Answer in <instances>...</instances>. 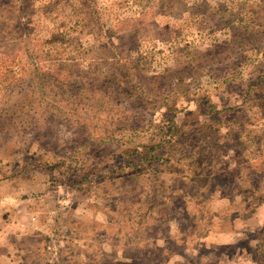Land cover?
Instances as JSON below:
<instances>
[{
	"label": "rangeland",
	"instance_id": "374dc122",
	"mask_svg": "<svg viewBox=\"0 0 264 264\" xmlns=\"http://www.w3.org/2000/svg\"><path fill=\"white\" fill-rule=\"evenodd\" d=\"M0 198L17 264H264V0H0Z\"/></svg>",
	"mask_w": 264,
	"mask_h": 264
},
{
	"label": "crops",
	"instance_id": "0c3cea01",
	"mask_svg": "<svg viewBox=\"0 0 264 264\" xmlns=\"http://www.w3.org/2000/svg\"><path fill=\"white\" fill-rule=\"evenodd\" d=\"M3 200V198H0V203L3 202ZM8 221L9 220L2 218V215H0V264H17V262L12 260V255L15 251H22L20 249H14L6 237L11 234L12 230V226L10 223H8ZM17 226L18 228L15 230V234L18 231H21V225L19 221ZM22 227L24 228L23 223Z\"/></svg>",
	"mask_w": 264,
	"mask_h": 264
},
{
	"label": "trees",
	"instance_id": "16d2710c",
	"mask_svg": "<svg viewBox=\"0 0 264 264\" xmlns=\"http://www.w3.org/2000/svg\"><path fill=\"white\" fill-rule=\"evenodd\" d=\"M29 0H21V3H24L26 4V2H28Z\"/></svg>",
	"mask_w": 264,
	"mask_h": 264
}]
</instances>
